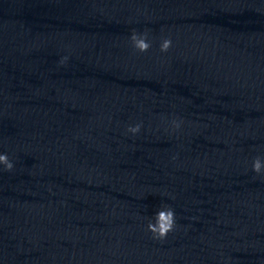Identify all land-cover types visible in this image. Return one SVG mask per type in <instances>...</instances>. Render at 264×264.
Masks as SVG:
<instances>
[{"label": "clouds", "instance_id": "obj_1", "mask_svg": "<svg viewBox=\"0 0 264 264\" xmlns=\"http://www.w3.org/2000/svg\"><path fill=\"white\" fill-rule=\"evenodd\" d=\"M131 40L133 43V46L135 49H137L139 52H147L150 48V43L147 41V34L138 35L135 32H133L131 36ZM172 41L171 39H164L160 45L161 52H167L168 49L171 47ZM67 57L64 58L66 60ZM64 60L61 61V63H64ZM173 126L175 128L180 127V122H177L176 120L172 121ZM140 124H137L135 126L129 127L128 131L135 134L140 131ZM0 164L4 165L5 170L11 171L13 168V164L9 161V158L7 154H0ZM262 169V162L259 157H257L253 162V171L256 173H260ZM155 223L150 222L147 226L148 231H150L153 234V237L155 239L163 240L167 237L168 233L173 231L176 226V220H175V212L174 209L171 206L163 205L154 216Z\"/></svg>", "mask_w": 264, "mask_h": 264}]
</instances>
